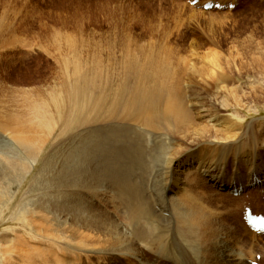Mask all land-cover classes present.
I'll return each mask as SVG.
<instances>
[{
    "label": "bare ground",
    "instance_id": "1",
    "mask_svg": "<svg viewBox=\"0 0 264 264\" xmlns=\"http://www.w3.org/2000/svg\"><path fill=\"white\" fill-rule=\"evenodd\" d=\"M139 53L144 60L131 58L122 74H104L100 58L94 68L78 60L44 102L25 101L33 115L14 107L0 115L16 146L0 157V212L58 129L55 142L65 141L43 170L47 199L28 207L29 239L0 237L10 264H63L61 254L75 249L126 264H253L257 255L264 264V233L244 220L247 209L263 214L264 118L239 112H260L264 92L245 103L229 87L232 75L199 71L190 83L164 69L160 53ZM209 62L222 64L216 56ZM211 83L221 85L214 103L203 93ZM71 129L75 135L65 139ZM52 194L77 204L59 200L53 212L61 215L47 216ZM105 200L118 210L115 218L102 210ZM43 240L65 242V251L50 261L56 252L47 255Z\"/></svg>",
    "mask_w": 264,
    "mask_h": 264
},
{
    "label": "rangeland",
    "instance_id": "2",
    "mask_svg": "<svg viewBox=\"0 0 264 264\" xmlns=\"http://www.w3.org/2000/svg\"><path fill=\"white\" fill-rule=\"evenodd\" d=\"M193 1L0 0V115L8 107L17 108L20 113L26 112L25 115L29 112L31 115L33 111L26 106L25 101L34 99L37 103L44 102L54 91L60 89L63 85V74H72L78 60L86 68H94L96 59L100 58V67L104 74H109L110 71L113 74H122L125 64L131 58L140 57L144 60L139 53L141 51L152 52L154 56L160 53L159 57L166 64L164 69L167 68L170 74H186L190 83L189 74H199V71L202 74H227L228 77L232 75L231 78L234 79L229 81V87H236L245 103L251 102L247 97L264 92V83H261L264 77V0ZM208 1L225 5L230 3L236 9L225 7L221 10H204L202 5ZM214 56L220 58V67L209 62ZM218 86L211 83L203 92L212 103L219 97ZM11 98L16 102L10 103ZM260 106V112L251 109L252 107L239 112L248 116L250 121L264 118V104ZM235 111L236 109L225 112L223 119L232 117ZM41 115L42 112L38 116ZM73 131L71 129L65 139L73 137ZM57 133L59 134V129L44 147L33 172L23 180L11 201L0 212V237L15 238L16 233H20L22 238L29 239L31 229L27 224V219L30 218L28 207L35 202L43 205V200L47 199V196L42 195L45 187L43 170L46 162L65 142H55ZM11 136L10 130L0 128V157L16 147ZM57 163L55 170L59 169L60 158ZM263 199L261 197L260 200L264 202ZM59 200L75 203V206L77 204L70 197L66 199L52 194L51 205L48 204V208H45L49 211L47 216L61 215L53 212L54 204L59 203ZM110 202L105 200L102 210L111 212L114 217L118 210ZM259 211L264 213L262 204ZM42 242L47 244V248H43H46L47 255L50 251L56 252L47 256L50 261L55 259L51 256L57 255L58 258L65 251L60 250L66 246L63 241ZM13 247L14 245L12 249ZM1 250L0 264H10L11 254L6 256ZM141 250L140 247L143 258L154 263L151 252ZM74 251L79 252L75 249L61 254V261L65 260L63 264L70 261L82 264L83 260L86 264H126L125 260L116 259L115 263L106 255L98 258L99 255L96 257L83 252L77 254ZM67 253L73 259H67ZM259 257L257 255L256 260L261 263Z\"/></svg>",
    "mask_w": 264,
    "mask_h": 264
}]
</instances>
